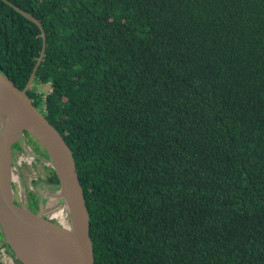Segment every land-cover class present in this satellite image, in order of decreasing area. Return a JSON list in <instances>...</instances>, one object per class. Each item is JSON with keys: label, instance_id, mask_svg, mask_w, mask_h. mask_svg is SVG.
<instances>
[{"label": "trees", "instance_id": "16d2710c", "mask_svg": "<svg viewBox=\"0 0 264 264\" xmlns=\"http://www.w3.org/2000/svg\"><path fill=\"white\" fill-rule=\"evenodd\" d=\"M8 1L46 33L27 92L78 163L94 264H264V0ZM42 43L0 0L19 88Z\"/></svg>", "mask_w": 264, "mask_h": 264}, {"label": "water", "instance_id": "95a60500", "mask_svg": "<svg viewBox=\"0 0 264 264\" xmlns=\"http://www.w3.org/2000/svg\"><path fill=\"white\" fill-rule=\"evenodd\" d=\"M4 1L41 28L43 43L41 55L24 88H19L0 71V112L14 120L19 130L17 137L11 139L7 131L0 127V235L19 264H94L90 214L79 178L78 163L61 132L34 104L27 92L44 56L46 33L32 14L8 0ZM25 132L33 137L46 155L35 157L46 160L58 178V186L53 184V190H56L55 205L57 202L61 204L57 208L59 215L54 214L56 221L46 215L48 206L43 198L47 193L42 194L36 188L38 210L34 211L25 195H22L26 192L24 184L21 193L17 190L23 178L15 169L13 144L21 142ZM16 175L19 181L14 180ZM43 186L47 187L46 183Z\"/></svg>", "mask_w": 264, "mask_h": 264}, {"label": "rangeland", "instance_id": "374dc122", "mask_svg": "<svg viewBox=\"0 0 264 264\" xmlns=\"http://www.w3.org/2000/svg\"><path fill=\"white\" fill-rule=\"evenodd\" d=\"M48 86V84H46ZM31 86H34V88L44 91L46 90L44 85L32 83ZM13 152L15 154V164L16 170H18L19 173L23 178L22 185L19 183L17 185V190L19 193L23 190V184L25 187V194L22 193V195H25V198H27L28 203L30 207L37 211L38 208L35 210V208L32 206V202L29 199V195L36 194V188L41 190L42 194H46L43 198L44 204L48 206L46 209V215L51 218L52 221H56L54 218V214L56 216L59 215V209L61 204L57 202V206L55 205V197L54 193L56 190H53V184H48L47 178H48V166L49 165L46 160L40 159L38 157H35L36 155H39L41 153V148L39 147L38 143L34 139H28L25 135H22L21 142L16 141L13 144ZM30 153V154H29ZM33 154V155H31ZM18 183V182H16ZM43 183H46L47 187L43 186ZM48 190V191H47ZM37 195V194H36ZM3 238L0 235V246L2 245ZM0 250V254H1Z\"/></svg>", "mask_w": 264, "mask_h": 264}, {"label": "bare ground", "instance_id": "6f19581e", "mask_svg": "<svg viewBox=\"0 0 264 264\" xmlns=\"http://www.w3.org/2000/svg\"><path fill=\"white\" fill-rule=\"evenodd\" d=\"M0 114V127L4 128L7 131L11 139L17 137L19 132L17 123L9 116H7V114H5L4 112L1 111ZM14 180L19 181L17 175L14 177ZM61 218L62 220H64L65 218L63 209H61Z\"/></svg>", "mask_w": 264, "mask_h": 264}, {"label": "flooded vegetation", "instance_id": "af4514ba", "mask_svg": "<svg viewBox=\"0 0 264 264\" xmlns=\"http://www.w3.org/2000/svg\"><path fill=\"white\" fill-rule=\"evenodd\" d=\"M46 183L51 184V185L53 184V183H51L49 181H47ZM28 197H29V199L32 202V206L36 210L37 207H38V197H37V195L33 194V195H29ZM0 250H2L0 255L3 256V253H4V254H8L11 257L12 264H19L17 262V260L15 259V257L13 256L12 251L4 244V242H2V245L0 246ZM0 264H9V263L7 261H5V260L0 259Z\"/></svg>", "mask_w": 264, "mask_h": 264}, {"label": "built area", "instance_id": "2783aa9c", "mask_svg": "<svg viewBox=\"0 0 264 264\" xmlns=\"http://www.w3.org/2000/svg\"><path fill=\"white\" fill-rule=\"evenodd\" d=\"M0 259L7 261L9 264H12L11 257L8 254L3 253V256L0 255Z\"/></svg>", "mask_w": 264, "mask_h": 264}]
</instances>
